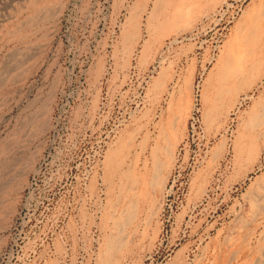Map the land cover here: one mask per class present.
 <instances>
[{
  "label": "rangeland",
  "instance_id": "1",
  "mask_svg": "<svg viewBox=\"0 0 264 264\" xmlns=\"http://www.w3.org/2000/svg\"><path fill=\"white\" fill-rule=\"evenodd\" d=\"M186 1L0 0V182L5 145L30 159L0 193V264H264V83L217 80L257 18L264 68V0ZM182 95L162 169L151 103Z\"/></svg>",
  "mask_w": 264,
  "mask_h": 264
},
{
  "label": "crops",
  "instance_id": "2",
  "mask_svg": "<svg viewBox=\"0 0 264 264\" xmlns=\"http://www.w3.org/2000/svg\"><path fill=\"white\" fill-rule=\"evenodd\" d=\"M189 100L182 95L181 98L162 97L151 103L150 129L151 133L156 135L155 148L160 150V156L151 157L156 161L153 165H161L163 168H168L172 165L169 163L170 152L173 150L176 143L179 142L183 133V123L185 112L188 109ZM155 114V115H154ZM5 149L15 150L13 158L17 160V168L13 172V177L10 180H1L0 193L11 190L18 191L25 178V165H29V149L25 148L23 143L5 145ZM26 151V153H25ZM164 151V152H163ZM25 160L27 162H25ZM166 160V162H165ZM5 174L4 170H0L1 177ZM2 196V194H0Z\"/></svg>",
  "mask_w": 264,
  "mask_h": 264
},
{
  "label": "bare ground",
  "instance_id": "3",
  "mask_svg": "<svg viewBox=\"0 0 264 264\" xmlns=\"http://www.w3.org/2000/svg\"><path fill=\"white\" fill-rule=\"evenodd\" d=\"M174 1V0H173ZM194 1V0H193ZM158 2V1H157ZM188 2L185 0V3ZM191 3H189L190 5ZM188 5V4H186ZM187 7V6H186ZM168 8V7H167ZM153 9V8H152ZM151 9V11H152ZM185 9V8H184ZM135 10V9H134ZM169 10V9H167ZM157 12V11H156ZM154 12V13H156ZM168 12V11H167ZM164 14V12H162ZM178 13V14H177ZM253 13V12H252ZM249 14V13H248ZM251 14V13H250ZM179 14L178 6H176L173 16H177ZM155 16V14H154ZM167 16V15H166ZM172 16V17H173ZM184 16V15H183ZM182 16V17H183ZM247 17V12L246 15ZM253 16V15H252ZM260 16V15H258ZM149 17V16H148ZM156 17V16H155ZM161 17V16H159ZM181 17V18H182ZM243 17V16H242ZM131 18V17H130ZM133 18V17H132ZM253 18H255L253 16ZM168 19V18H166ZM179 19V18H177ZM246 20V18H244ZM243 19V20H244ZM135 20V19H134ZM156 20V19H155ZM133 20H131V23ZM259 21L260 19L257 18L254 25L251 26L249 24L246 25V27H243L239 30V34L235 36V39L232 40L225 48L223 55L220 56V62L217 69H219L218 72V78L217 80L219 82H232V84L236 83L238 85V92H242L245 88L249 86L250 83H252L254 80H256L255 85H262L264 83V68L261 66V61L257 58V54L255 53V46H257V42L259 39ZM149 22H151L149 20ZM242 22V21H241ZM168 23V22H166ZM246 23V22H245ZM250 23V22H249ZM161 24V22H160ZM163 24V23H162ZM261 24V23H260ZM163 26V25H161ZM160 27V26H159ZM242 27V26H241ZM169 28V27H168ZM176 29V28H175ZM237 31V30H236ZM262 31V30H261ZM124 32V31H123ZM155 32V31H154ZM238 33V32H237ZM158 34V33H156ZM127 37V36H126ZM125 37V38H126ZM123 38V37H122ZM123 38V39H125ZM261 38V37H260ZM264 38V37H263ZM126 40V39H125ZM225 47V46H224ZM216 67V66H215ZM210 75V74H209ZM214 75V74H213ZM210 80V79H209ZM208 82V80H207ZM234 82V83H233ZM236 92V91H235ZM239 102V101H238ZM237 103V102H236ZM234 104V103H232ZM258 106V105H257ZM235 107V105H234ZM233 107V108H234ZM260 107V106H259ZM230 108V107H229ZM236 108V107H235ZM254 108V107H253ZM235 111V110H234ZM250 116H248V126L251 128L255 125L257 122L258 117L264 118V105L261 106L258 110L256 109L254 112L249 113ZM264 120V119H263ZM245 121V120H244ZM245 121V124H246ZM262 123V122H261ZM244 124V125H245ZM246 126V125H245ZM244 126V127H245ZM248 127V130L250 129ZM242 130V129H241ZM241 135V133H240ZM243 135V134H242ZM116 162V161H115ZM109 166V165H108ZM162 166L160 165V168ZM164 167V166H163ZM162 167V169H163ZM110 168V167H109ZM158 170V169H156ZM112 171V170H111ZM163 171V170H160ZM167 171V170H166ZM106 173V171H105ZM110 173V170H109ZM112 173V172H111ZM164 173V172H163ZM115 174V173H114ZM117 174V173H116ZM126 174V173H125ZM134 174V173H133ZM132 174V175H133ZM161 174V173H160ZM131 175V174H130ZM136 175V174H135ZM106 176V175H105ZM114 176V175H113ZM122 176H120L121 178ZM166 177V175H165ZM128 178V177H127ZM167 178V177H166ZM124 179V178H123ZM126 180V179H125ZM158 182V181H157ZM120 185V184H119ZM129 193V192H128ZM263 193V192H261ZM263 194H260L262 196ZM264 196V195H263ZM262 196V197H263ZM255 203V202H254ZM259 204V203H258ZM257 205V204H256ZM260 205V204H259ZM113 238V237H111ZM112 240V239H111ZM111 242V241H110ZM102 264V263H101ZM105 264V263H104Z\"/></svg>",
  "mask_w": 264,
  "mask_h": 264
}]
</instances>
